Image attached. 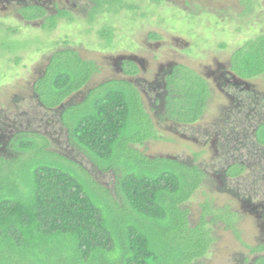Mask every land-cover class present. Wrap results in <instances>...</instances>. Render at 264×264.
<instances>
[{
  "label": "trees",
  "instance_id": "1",
  "mask_svg": "<svg viewBox=\"0 0 264 264\" xmlns=\"http://www.w3.org/2000/svg\"><path fill=\"white\" fill-rule=\"evenodd\" d=\"M87 1L89 23L101 10L119 4L122 11L127 5L126 0ZM242 2L247 11L253 0ZM21 14L28 22L44 20L49 30L61 18L73 20L65 10L48 16L42 4ZM99 34L107 43L113 39L110 28ZM230 63V71L246 82L264 76V35L237 49ZM97 72L95 62L64 48L52 54L33 90L44 109L59 114L70 147L98 172L114 173V192L50 150L47 137L10 136L0 152V264H205L214 242L206 221L210 205L203 206L195 226L186 208L205 174L194 164L142 153L139 149L159 136L138 92L114 79L85 92ZM176 72L165 116L197 123L211 98L210 86L185 66ZM255 136L264 148V122ZM235 168L233 176L241 173L240 165ZM254 264H264V255Z\"/></svg>",
  "mask_w": 264,
  "mask_h": 264
},
{
  "label": "rangeland",
  "instance_id": "2",
  "mask_svg": "<svg viewBox=\"0 0 264 264\" xmlns=\"http://www.w3.org/2000/svg\"><path fill=\"white\" fill-rule=\"evenodd\" d=\"M126 1L122 11L115 4L110 12L99 11L89 23L91 5L87 0H0V152L5 141L18 133L45 136L51 143L50 150L80 165L114 192V173L98 172L83 154L70 147L59 114L40 105L34 85L52 54L64 48L78 51L84 60L97 65L98 72L85 92L108 80L124 78L118 66L120 57L138 56L145 60L147 72L137 78L149 81L160 65L175 61L210 82L211 98L205 114L188 127L158 124L159 139L138 149L147 157L175 158L201 166L208 173L223 170L232 161H245L249 169L241 179V190L256 191L253 204H264V148L253 138L255 128L264 122V76L248 81V87L240 86L241 90L214 80L229 71L237 49L264 35V0H253L247 11L242 0ZM37 2L44 3L48 16L65 10L73 20L61 18L53 30L44 28V20L26 21L22 9ZM107 28L113 33L110 43L99 34ZM150 34L159 37L157 42L148 43ZM235 99L242 103L232 108ZM215 133L219 137L213 142ZM233 134L247 135L238 147L244 145L243 152L234 149L237 141ZM212 182L208 181L186 204L190 223L197 225L203 206L209 201L215 213L227 212L229 208L238 217L231 219V230L225 223H210L214 242L203 262L253 264L264 255V251L253 252L264 247V232L262 236L259 228L264 218L258 220L249 209L241 207L238 198L229 191H220ZM231 187L235 190V184Z\"/></svg>",
  "mask_w": 264,
  "mask_h": 264
},
{
  "label": "flooded vegetation",
  "instance_id": "3",
  "mask_svg": "<svg viewBox=\"0 0 264 264\" xmlns=\"http://www.w3.org/2000/svg\"><path fill=\"white\" fill-rule=\"evenodd\" d=\"M43 4L44 3H42V5ZM37 5H41V4H38V2H37ZM45 9H46V7H45ZM149 39L150 40H148V43H149V41L157 42V40H158V39L157 40L151 39L150 35H149ZM150 47H152L151 44H150ZM79 56H80V58H82L80 54H79ZM169 57L173 58V56H169ZM139 58L140 57H138V56L120 57V59L118 60V66L120 67L119 69L125 77L122 79H114V80L127 81L136 89V91L138 92V94L140 96L142 107H143L144 111L150 116V119L152 120V123H153L154 128H155V132L157 133V135H158V130H157L158 126L162 125V124L167 125L168 123H172V125L177 126V127H180V126H183V127L187 126L188 127V126L195 125L196 123H194V124L178 123V122L173 121V120H171L165 116L166 112H167L166 110H167L168 99L170 97V93L172 90H174V87L170 86V83L174 80V77L177 73L176 69L181 64H178L177 62L174 61V62H169L167 65H160L157 73L154 75L153 80H150V81L147 79L141 80L137 77H139L141 72L142 73L147 72V69H146L147 62H145V60H142V59L140 60ZM155 58H160V57L157 56ZM141 67L143 68V71H141V69H140ZM230 67H231V63H230ZM131 70L133 71V74L128 75L127 71H131ZM194 72L196 74H198L200 77H202L207 82V84L210 86V84H209L210 82L206 78H204L202 75H200L196 71H194ZM223 73L221 75H218V77H214L215 78L214 80H217V81L221 80L222 83H220V84H222V85L224 84L225 86L231 85V87H235L237 89L240 88L239 90H241L240 86H244V87L247 86L248 87V83L244 80L239 79L237 76H235L230 71V68H229L228 72H223ZM225 75H227L228 78L227 77L225 78ZM214 76H216V74H214ZM208 77H210V76H208ZM210 90H211V86H210ZM234 101H235V103H234L235 105H233L232 108H236V107L241 106L242 102H239L236 99ZM153 115L156 117L157 122L155 121V119H153V117H152ZM257 127L255 128V130L253 132V138H254V142L259 147H261L257 143V139L255 136V133L257 131ZM240 136L241 137H238V135L236 136L235 134H233V137L235 139L234 141H237V144L234 147V149L236 151L243 152L244 145L240 146V148H238V147L240 145V142H243L242 140L246 139L247 135L243 134ZM218 137H219V134H217V133L213 134V139H212L213 142H216L217 141L216 138H218ZM233 137H231V138H233ZM175 160H177V159H175ZM180 162H182V161H180ZM237 165L241 166V168L239 169L241 171V173L239 175L233 176L236 174L237 170L235 167ZM198 168L205 174V177L203 179V183L198 190H200L203 186L208 184V181L212 180L213 182L211 184H213L214 186L218 185V188H220V191L221 190L222 191L223 190L229 191L230 194H232L235 198H238V203L241 204V207H243L245 209H249L250 212L255 214V216L258 220H261L264 218V204H260V203L253 204V199H252L253 195H255V196L258 195L257 193H255L256 191L254 190L255 192L251 193V192H245V191L243 192L241 190V185H242L241 179H242L243 175L246 173V171L249 169V166L247 165V163L245 161H238V162L232 161V163L228 164L223 170H219L218 172L216 171L213 173H210V172L208 173L201 166H198ZM234 172H235V174H233ZM231 183H233V184H231ZM230 184L231 185L235 184V187H234L235 190L231 187ZM208 204L210 205V209H211V212L209 213V215L206 216V221H208V228L211 230V227H209L210 223L212 224L213 222L217 221V222L225 223L227 225V228L229 230H231L233 227H232V225H229L228 222L233 224L234 218L238 217L237 214L232 212L227 207H226L227 212H222V213L217 214L214 211L215 209L213 210L214 207L211 206V201H209ZM186 208H187V206H186ZM260 210H262V211H260ZM202 213H203V211H202ZM202 213H201V216H202ZM201 216H200V218H201ZM200 218H199V221H200ZM232 218H233V220H231ZM189 221H190V215H189ZM259 228H260V230H261L260 232L263 236L264 224L260 225ZM211 234H212V231H211Z\"/></svg>",
  "mask_w": 264,
  "mask_h": 264
}]
</instances>
